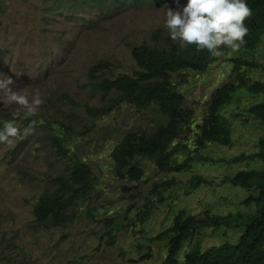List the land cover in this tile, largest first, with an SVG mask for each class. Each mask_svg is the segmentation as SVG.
<instances>
[{"label":"rangeland","instance_id":"obj_1","mask_svg":"<svg viewBox=\"0 0 264 264\" xmlns=\"http://www.w3.org/2000/svg\"><path fill=\"white\" fill-rule=\"evenodd\" d=\"M187 0H159L155 3L117 4L107 0H0V115L7 112L17 117L52 116L70 120L77 134H90L82 142L91 153V163L99 176V206L117 204L124 210L145 203L154 182L175 177L177 186L164 193L165 202L151 214L145 231L138 228L122 231L114 245L106 243L105 228L99 220L81 218L64 228L40 230L33 222L35 199L45 189L41 177L59 169V161L50 151L40 133L23 121L13 124V137L0 144V264H162L164 243L151 244L145 251L150 258H140L135 244L142 235L151 237L167 228L176 211L191 214L209 208L218 214L245 210L240 202L247 192L224 177L238 170L264 168V161L240 164L195 162L191 171L165 175L146 163L139 181L120 180L113 174L110 148L132 129H147L157 116L151 111L122 108L105 120L109 128L91 131L95 120L87 117L86 106L97 105L102 99L87 86L86 70L100 60L112 63L109 74L127 73L134 68L131 49L151 42L154 30L166 28L168 9L179 10ZM255 60L264 65V40L255 51L231 50L226 60L202 74H191L183 83L189 107L204 109L210 93L228 80L230 59ZM251 81L264 82V68L250 72ZM68 94L70 100L62 99ZM232 118L233 144L212 148L213 158L230 159L242 152L255 151L257 139L264 135V123L248 116ZM139 130V131H140ZM30 132V134H28ZM27 137L25 140L24 138ZM27 141L18 150L15 145ZM200 174L209 183L190 189L188 180ZM190 189V190H189ZM189 190L187 193L186 191ZM152 203L156 199L151 197ZM238 232L203 229L185 242L181 254L196 242L203 248L235 242ZM135 258V261L131 259Z\"/></svg>","mask_w":264,"mask_h":264},{"label":"trees","instance_id":"obj_2","mask_svg":"<svg viewBox=\"0 0 264 264\" xmlns=\"http://www.w3.org/2000/svg\"><path fill=\"white\" fill-rule=\"evenodd\" d=\"M51 1L65 4V0ZM107 1L136 5L159 0ZM247 4L251 9V15L245 21L248 34L240 48L255 51L264 40V0H247ZM231 50L223 48L222 55L216 57L194 47L183 49L179 41L170 38L168 31L158 28L153 31L150 43L132 47L134 68L130 72L109 74L113 70L109 60H100L87 67L89 91L102 99L99 104L85 108L87 117L95 120L91 131L109 128L108 123L100 126V120L122 108L151 111L157 116L147 129L127 131L110 148V163L116 178L139 181L146 163L169 175L189 172L195 162L201 161L212 164L225 161L233 165L264 161V135L257 139L254 152H242L227 160L213 158L209 154L212 148L233 144L232 118L243 122L240 116H248L264 123V82L250 79L251 71L264 68L261 62L230 59L233 64L228 80L210 93L202 111L189 107L184 95L182 85L189 75L206 72L226 60ZM62 99L72 100L65 93ZM21 121L27 124L25 131L27 126H31L41 134L59 161L57 171L53 174L47 172L41 177L45 189L33 204V222L40 230L68 227L84 214L86 218L103 223L106 243L114 245L122 231L134 227L145 231L153 211L165 202L164 193L177 186L175 177L154 182L150 196L145 197V203L135 208L131 215L128 213L132 205L121 211L118 205L121 201L111 208L98 206L99 176L92 166L91 153L84 151L82 144L90 131L77 134L72 121L54 119L49 115H30L17 122V117L7 112L0 115V133ZM13 134L6 133L0 144ZM24 144L28 146L27 141H21L14 150ZM207 183L209 181L200 174L192 175L188 180L190 189ZM223 183L247 192L240 202L245 210L218 214L206 208L200 213L190 214L181 208L174 213L167 228L151 237L141 236L143 241L135 244L137 251L142 252L140 258H150L151 252L145 250L152 243H164L162 264H264V168L238 170L233 176L224 177ZM151 197L156 199V204L152 203ZM207 228L236 231L237 240L208 248L196 242L181 254L185 242ZM131 260L135 261V258Z\"/></svg>","mask_w":264,"mask_h":264},{"label":"clouds","instance_id":"obj_3","mask_svg":"<svg viewBox=\"0 0 264 264\" xmlns=\"http://www.w3.org/2000/svg\"><path fill=\"white\" fill-rule=\"evenodd\" d=\"M250 15L247 0H187L179 10L168 9L165 23L170 38L183 49L194 47L219 57L223 48L235 51L245 43V21ZM14 132L5 129L0 139Z\"/></svg>","mask_w":264,"mask_h":264}]
</instances>
